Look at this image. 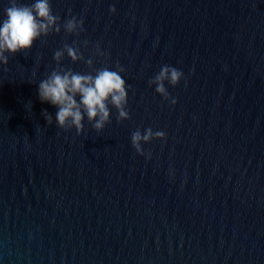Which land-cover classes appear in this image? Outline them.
I'll return each mask as SVG.
<instances>
[{
	"label": "water",
	"instance_id": "obj_1",
	"mask_svg": "<svg viewBox=\"0 0 264 264\" xmlns=\"http://www.w3.org/2000/svg\"><path fill=\"white\" fill-rule=\"evenodd\" d=\"M49 3L60 32L0 64V264H264V0ZM65 44L93 63L64 70L119 63L129 119L56 127L37 89ZM165 65L183 73L169 100L148 84ZM148 128L165 137L146 158Z\"/></svg>",
	"mask_w": 264,
	"mask_h": 264
},
{
	"label": "clouds",
	"instance_id": "obj_2",
	"mask_svg": "<svg viewBox=\"0 0 264 264\" xmlns=\"http://www.w3.org/2000/svg\"><path fill=\"white\" fill-rule=\"evenodd\" d=\"M109 12H115L114 7ZM6 18L0 23V64H7L8 56L18 52L29 50L33 42L41 36H47L52 32L59 33L60 18L52 14L49 0H35L30 6L17 4L16 0H10V6L5 10ZM83 20L76 17L67 19L62 27L66 33L77 34L83 31ZM87 43V42H85ZM73 62L84 61L91 68L92 60H84L78 48L65 44L60 50L55 51L53 60L58 67L50 72L47 78L38 84V98L55 106L58 111L55 115L56 127L68 131L75 129L79 135L83 129L82 121L87 118L89 124L97 132H101L106 124L110 123V108L116 110L117 122L129 119L126 109L127 89L120 73L124 69L116 64V70L108 67L95 69V74H81L71 69L64 70L59 67L64 55ZM97 55H104L96 47ZM183 78V73L171 66H162L159 73L148 81L149 86L155 85V92L165 100H169V93L164 82L170 86H176ZM79 97L77 101L76 97ZM175 104V99L170 100ZM42 115L48 125L53 123L52 116L43 111ZM165 133L151 128L144 133L137 129L131 134V146L138 155L150 157V153L142 151L141 144L153 139H164Z\"/></svg>",
	"mask_w": 264,
	"mask_h": 264
}]
</instances>
